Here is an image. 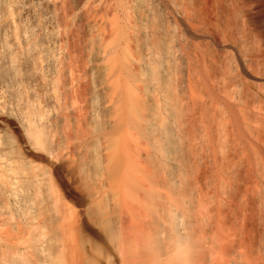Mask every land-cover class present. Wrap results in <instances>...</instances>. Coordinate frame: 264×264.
I'll list each match as a JSON object with an SVG mask.
<instances>
[{
    "label": "bare ground",
    "instance_id": "bare-ground-1",
    "mask_svg": "<svg viewBox=\"0 0 264 264\" xmlns=\"http://www.w3.org/2000/svg\"><path fill=\"white\" fill-rule=\"evenodd\" d=\"M264 0H0V264H264Z\"/></svg>",
    "mask_w": 264,
    "mask_h": 264
},
{
    "label": "rangeland",
    "instance_id": "rangeland-1",
    "mask_svg": "<svg viewBox=\"0 0 264 264\" xmlns=\"http://www.w3.org/2000/svg\"><path fill=\"white\" fill-rule=\"evenodd\" d=\"M262 16H263V19H264V4H263V7H262Z\"/></svg>",
    "mask_w": 264,
    "mask_h": 264
}]
</instances>
